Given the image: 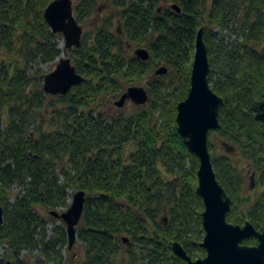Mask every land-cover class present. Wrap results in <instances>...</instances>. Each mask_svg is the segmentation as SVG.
Segmentation results:
<instances>
[{
  "label": "trees",
  "instance_id": "1",
  "mask_svg": "<svg viewBox=\"0 0 264 264\" xmlns=\"http://www.w3.org/2000/svg\"><path fill=\"white\" fill-rule=\"evenodd\" d=\"M51 1L0 0V264H186L175 241L194 259L206 255L199 159L176 122L200 28L209 82L224 100L210 135L225 152L216 153L210 139L208 147L232 199L227 219L262 230L264 122L253 107L264 94V50L256 47L264 46V0H78L81 25L100 2L112 11L93 37L83 32L79 49H66L85 81L65 95L43 89L42 64L62 54V35L44 16ZM132 47L147 48L149 59L130 54ZM160 66L169 71L156 74ZM141 84L146 103L115 116L100 109L103 97ZM14 184L21 192L11 201ZM70 190L86 191L77 232L85 257L76 262L63 255L70 250L65 223L48 229L56 220L50 211L69 207Z\"/></svg>",
  "mask_w": 264,
  "mask_h": 264
},
{
  "label": "water",
  "instance_id": "2",
  "mask_svg": "<svg viewBox=\"0 0 264 264\" xmlns=\"http://www.w3.org/2000/svg\"><path fill=\"white\" fill-rule=\"evenodd\" d=\"M172 7L178 12L181 11L176 4ZM44 16L54 33L63 34L66 49H79L82 46L83 27L75 16L74 0L51 1L45 8ZM203 31V28H200L196 36L191 86L187 97L177 105L176 122L189 151L199 159L196 192L204 202L201 216L205 236L201 246L205 248L206 255L194 259L178 241L173 242L172 250L183 258L186 264H264V228L258 230L249 220L244 224L228 221L227 215L232 207V199L217 179L213 167L208 142L210 131L220 127L219 111L224 100L212 89L209 82L211 66ZM135 55L147 60L150 52L145 47H139ZM167 72L166 66H160L155 71L158 75ZM84 81L85 77L77 71L72 58L62 56L58 58L56 67L45 74L43 89L48 94L65 95ZM148 99L149 94L145 86L132 85L115 104L122 107L130 100L135 104H144ZM254 112L256 119L264 122V94ZM262 173L264 175V167ZM85 201L86 191L77 190L66 210L50 211L51 215L65 223L70 250L77 240L78 225L84 214ZM4 222V208L0 203V233ZM250 238L256 239L257 243L254 245L245 243V240Z\"/></svg>",
  "mask_w": 264,
  "mask_h": 264
},
{
  "label": "rangeland",
  "instance_id": "3",
  "mask_svg": "<svg viewBox=\"0 0 264 264\" xmlns=\"http://www.w3.org/2000/svg\"><path fill=\"white\" fill-rule=\"evenodd\" d=\"M78 2V0H74V3ZM168 6V4H165ZM96 14L94 17H91V19L86 23V24H82L83 27V32H88L89 33V37H93V30L95 29V27L100 23L102 17H104L106 14L110 13L112 11L111 7H109V5H107L104 2H100L97 7H96ZM117 27V23H115V28ZM218 32V36H223L227 42L230 43H235L237 41L236 36L232 35L231 33H222L220 30H217ZM61 38H59V42L61 40L64 41L65 44V39L63 34H61ZM256 47L258 48V50L263 51L264 50V46L260 45V44H256ZM139 47H132L129 49L130 54L135 55V51L136 49ZM62 55V54H61ZM0 57H2V54L0 53ZM61 57V56H60ZM74 58H72V61ZM58 62V61H57ZM56 63H52V64H42V69L44 71V73H48L50 72L52 69H54L56 67ZM169 71V70H168ZM166 74V73H165ZM164 75V74H161ZM137 86H145V84H141V85H137ZM127 90V88L124 90V92ZM122 93L121 94H116V95H112V96H106L103 97L100 101V109L108 116H115L119 113H121L122 111H128V110H132L135 108L136 105H142V104H135L133 101H127L125 105H123L122 107L117 106L115 103L117 100L120 99ZM209 139L213 141V143L215 144V152L216 153H224L225 152V147L223 146L220 138H218L216 135H210ZM76 190H70V200H69V204L71 203V199L73 197V194L75 193ZM21 192V187L17 184H14L11 190V201L16 198V196ZM59 211H63L66 210V208H58ZM64 223L62 220H58V218H56L55 221L51 222L48 225V229H49V234L51 232V230L53 229V227H55L56 225H60ZM79 226V225H78ZM0 254H4V249L0 248ZM63 255L64 257L68 260L67 262H71L72 261H82L85 257V249L83 247V245L78 241V237L77 240L75 242V244L73 245L71 250H68L67 248L63 249ZM27 257V255H26ZM34 260V258L32 259Z\"/></svg>",
  "mask_w": 264,
  "mask_h": 264
},
{
  "label": "bare ground",
  "instance_id": "4",
  "mask_svg": "<svg viewBox=\"0 0 264 264\" xmlns=\"http://www.w3.org/2000/svg\"><path fill=\"white\" fill-rule=\"evenodd\" d=\"M59 48L62 50V55L61 56H67V51H66L65 44H64L63 40H61L59 42Z\"/></svg>",
  "mask_w": 264,
  "mask_h": 264
},
{
  "label": "flooded vegetation",
  "instance_id": "5",
  "mask_svg": "<svg viewBox=\"0 0 264 264\" xmlns=\"http://www.w3.org/2000/svg\"><path fill=\"white\" fill-rule=\"evenodd\" d=\"M262 98H263V97H262ZM261 100H262V99H261ZM261 100H259V101H261ZM259 101H258V102L255 104V106L253 107V113H254V116H255L254 109L257 108V105H258Z\"/></svg>",
  "mask_w": 264,
  "mask_h": 264
}]
</instances>
